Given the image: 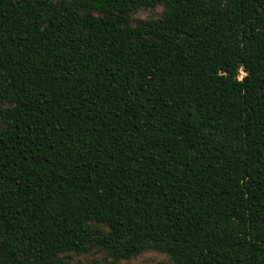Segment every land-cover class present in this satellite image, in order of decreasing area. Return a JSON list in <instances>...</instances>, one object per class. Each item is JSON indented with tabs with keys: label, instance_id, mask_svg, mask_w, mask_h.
I'll return each mask as SVG.
<instances>
[{
	"label": "trees",
	"instance_id": "obj_1",
	"mask_svg": "<svg viewBox=\"0 0 264 264\" xmlns=\"http://www.w3.org/2000/svg\"><path fill=\"white\" fill-rule=\"evenodd\" d=\"M93 251L264 264V0H0V264Z\"/></svg>",
	"mask_w": 264,
	"mask_h": 264
},
{
	"label": "rangeland",
	"instance_id": "obj_2",
	"mask_svg": "<svg viewBox=\"0 0 264 264\" xmlns=\"http://www.w3.org/2000/svg\"><path fill=\"white\" fill-rule=\"evenodd\" d=\"M164 6L162 4L153 8H143L132 14L133 22L139 20L156 19L163 13ZM244 73L242 72L241 75ZM63 260L68 263L85 262L88 264H174L165 254L148 251L130 260H114L103 252L93 251L86 255L68 254L63 257Z\"/></svg>",
	"mask_w": 264,
	"mask_h": 264
}]
</instances>
